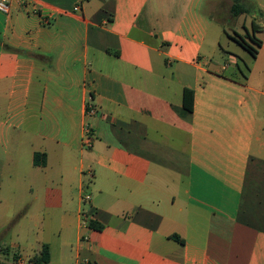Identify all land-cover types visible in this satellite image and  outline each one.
<instances>
[{
    "label": "crops",
    "instance_id": "crops-1",
    "mask_svg": "<svg viewBox=\"0 0 264 264\" xmlns=\"http://www.w3.org/2000/svg\"><path fill=\"white\" fill-rule=\"evenodd\" d=\"M7 1L0 264H264V35L242 71L202 0Z\"/></svg>",
    "mask_w": 264,
    "mask_h": 264
},
{
    "label": "rangeland",
    "instance_id": "rangeland-1",
    "mask_svg": "<svg viewBox=\"0 0 264 264\" xmlns=\"http://www.w3.org/2000/svg\"><path fill=\"white\" fill-rule=\"evenodd\" d=\"M244 5L248 8L249 12L247 14H240L238 16H233L230 13V5L232 4L231 0H208V1H200L198 6V12L206 16V21L208 22V28H207V35L206 40L209 38L210 33L213 39L221 35V26L229 33L230 36L238 39L239 37H243L245 39V42L249 43L253 49L255 46L249 42V39L247 38L246 33H251V27L250 22L255 19L253 18V15L255 14V6H261L264 8V0H243ZM259 19V18H257ZM259 26V25H258ZM246 28V31L244 28ZM260 27V26H259ZM264 28H262L263 30ZM261 30V28H260ZM233 31H236L237 33H233ZM261 32L260 35H264V30L259 31ZM257 32L255 35H259ZM263 33V34H262ZM218 39V38H217ZM220 44L223 48H225L227 51L235 54L238 60V64L242 71H246L247 66H251L252 59L248 52L243 50L240 46H238L235 42L227 39L225 36H222L220 38ZM218 47V46H217ZM216 47L215 44V57L214 59H217L220 64L224 63L226 60L231 62L232 58L227 55H219L220 50ZM213 59V60H214ZM24 203H29V200H24ZM32 206H30V210L34 212V214L38 215V211L36 208H38V203L32 201ZM27 206L24 205V209H26ZM25 210L23 213L25 214ZM20 225H23V229H20ZM30 224L26 223V219L22 217L21 213H15L14 215V223L9 227L8 235L7 237L10 239L15 237V233H19L18 230L21 232L19 233V237H21L23 233H26L27 228H29ZM35 233V230H34ZM6 238V237H5ZM5 239V240H9Z\"/></svg>",
    "mask_w": 264,
    "mask_h": 264
},
{
    "label": "trees",
    "instance_id": "trees-1",
    "mask_svg": "<svg viewBox=\"0 0 264 264\" xmlns=\"http://www.w3.org/2000/svg\"><path fill=\"white\" fill-rule=\"evenodd\" d=\"M232 4L230 5V13L233 16H238L240 14H247L249 12L248 8L244 5L243 0H231ZM251 33H246L249 42L255 46V48L259 47L261 44V40L258 39L255 34L260 31V27L255 24L253 21L250 23ZM246 31V28L243 27ZM234 42H236L243 50L248 52V54L254 58L255 56V48L245 42L243 37H239L238 39L234 37H230ZM193 108V91L190 89L182 90V105L179 108L178 112L181 115H190L192 113ZM33 164H44V157L38 153L33 154ZM89 227H93L92 221L88 222ZM32 264H48L49 262V253L48 247L43 245L40 252L31 258Z\"/></svg>",
    "mask_w": 264,
    "mask_h": 264
},
{
    "label": "built area",
    "instance_id": "built-area-1",
    "mask_svg": "<svg viewBox=\"0 0 264 264\" xmlns=\"http://www.w3.org/2000/svg\"><path fill=\"white\" fill-rule=\"evenodd\" d=\"M73 10L77 11L78 6H75ZM0 13L3 15L9 14V3L7 0H0ZM85 199L88 200V196H86ZM17 264H32V262L31 259L26 262L20 260L19 262H17Z\"/></svg>",
    "mask_w": 264,
    "mask_h": 264
}]
</instances>
